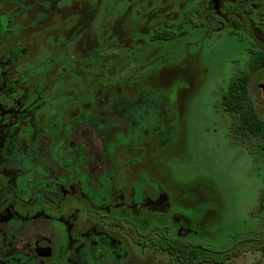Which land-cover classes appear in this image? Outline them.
Masks as SVG:
<instances>
[{
	"label": "rangeland",
	"instance_id": "rangeland-1",
	"mask_svg": "<svg viewBox=\"0 0 264 264\" xmlns=\"http://www.w3.org/2000/svg\"><path fill=\"white\" fill-rule=\"evenodd\" d=\"M8 10L21 12L22 26L5 27ZM162 30L174 35L153 37ZM82 31L88 38L79 45H58L60 37L73 39ZM251 49L264 51V0H0V88L13 89L5 106L21 102L25 91L33 92L28 102L41 98L37 131L33 113L19 120L2 116L0 154L4 161L30 154L34 132L45 130L58 136L49 151L71 173L69 189L60 181L46 183L52 203L65 194L69 211L75 209L66 218L53 217L63 235H56L48 264L65 254L75 264H110L113 257L116 264H174L167 252L140 246L113 220H127L134 234L158 230L212 249L264 240V152L257 139L235 136V118L220 103L231 78L250 72ZM250 74L251 97L264 119V65ZM99 128L104 161L95 178L81 172L91 156L68 154L65 146L74 147L83 133L94 137ZM73 129L80 134L73 137ZM24 179L36 191L31 172ZM79 203L110 222L93 215L75 226ZM26 204L1 218L35 215ZM35 211L49 213L45 206ZM84 232L85 242L76 241ZM34 240L28 249H39ZM244 244L242 254L225 264H264L262 250Z\"/></svg>",
	"mask_w": 264,
	"mask_h": 264
},
{
	"label": "flooded vegetation",
	"instance_id": "flooded-vegetation-1",
	"mask_svg": "<svg viewBox=\"0 0 264 264\" xmlns=\"http://www.w3.org/2000/svg\"><path fill=\"white\" fill-rule=\"evenodd\" d=\"M11 12V14L4 15V23H6L5 27L9 28L13 24H15L17 21L20 22V19L22 17L21 12H17L16 14H13L11 10H8V12ZM7 12V13H8ZM26 12H24L25 14ZM6 14V13H5ZM22 26V24H21ZM16 35V32H14ZM88 38L87 34L83 36V31L79 33L77 36L72 38H64L63 36L59 38L58 45L60 46H73V45H79L81 42H83V38ZM17 39V37H14ZM81 38L79 41L78 39ZM56 45L55 47H57ZM52 47V48H55ZM20 48V51L26 52L24 46L15 47L13 46V49L17 51ZM12 49V50H13ZM11 50V49H10ZM13 52V51H12ZM17 55V54H16ZM15 55V57H16ZM1 59V58H0ZM10 60V59H9ZM12 60V58H11ZM2 60H0L1 62ZM38 72V71H37ZM47 75V73H45ZM44 76V74H43ZM1 86V85H0ZM22 85L20 84L18 86V90H20ZM36 92H39L37 89L34 88ZM25 91V90H24ZM13 92V89L8 88L1 89L0 88V95H2L3 101L0 100V119L1 121L4 119L2 116L8 112L12 114L13 116H16L15 119L19 120L23 117H26L28 114L33 113V117H31L30 123L32 124L33 129L37 131L38 128L34 126L35 121L34 117L39 112L41 102L40 96L33 99V101L28 102L30 99V96L33 95V92L28 93L25 91L23 92V97L20 98L21 102L18 101L15 103V105L12 106H5L6 103L5 98L8 97L10 93ZM3 122V121H2ZM0 122V123H2ZM81 122H79L80 124ZM113 121L110 120L108 122L109 126H112ZM3 125V124H0ZM108 125L103 126V128H106ZM81 128V127H80ZM90 127H88L89 129ZM115 131H118L117 128H114ZM34 132V135L36 136L34 138V148L33 151H30V154H24L20 158L16 156V159L14 157V160L6 159L3 160V154H0V264H28L26 261H21L20 257H24L27 261H31L32 264H48L50 259L54 257L55 254V241H56V235L62 236V228L58 227L60 225L59 221L56 222L53 217H59V218H66L69 214H71L75 209H68L69 203L67 204L66 199H64L65 194H59L61 198L59 199L58 203H52L51 197L54 198V195H52V190H50L49 187L46 186V183L49 180H56L62 182V185L66 188H68V183L71 179V173L68 171V164H62L60 160H57L52 152L49 151L50 144L52 146V143H54L56 138L53 134H48L45 130H41L38 132ZM90 132V131H89ZM80 134V131L73 129L72 136L75 137ZM95 136L88 139V136L84 133L81 135L80 139L76 142L75 146L70 148L69 145L65 146L66 153H72L75 150L78 152L80 150H83L84 153L86 152L89 154L92 158V161L88 162H81L85 166H83L80 170L81 172L88 176H96L102 174V164H103V158L102 154L100 152L99 143L97 140L101 139V129L99 128V132L97 134H94ZM17 140V139H15ZM13 145H17V142H15ZM50 142V144H49ZM41 143V144H40ZM70 143V140H69ZM2 149H0L1 152ZM4 150L8 151L6 147ZM84 159H88V156L83 155ZM101 172H100V171ZM31 172L33 176V180H31L33 183H35L36 191L31 190L34 185L32 184H26L25 182V176ZM67 172V173H66ZM92 173V175L90 174ZM81 176V175H80ZM96 178V177H95ZM22 180H24V184L22 183ZM21 182V184H20ZM45 185H44V184ZM95 183V182H94ZM99 185V187H101ZM69 189V188H68ZM30 191L32 192L31 196V204H26L27 197H30ZM57 195V196H59ZM27 198V199H25ZM53 200V202H54ZM26 204L30 206V208L34 211L33 214L29 218L26 216L23 218V220H15V218L10 219H2L1 214L4 211L10 210V209H18L24 208L22 205ZM42 206H45L48 208V214L45 216L38 214L35 209L41 208ZM78 206L81 208V214L78 217L76 222L77 226L79 223H82L86 221L87 216L91 218L98 217L100 223L101 222H110V219H108L106 216L98 214L97 210L92 209L85 203H79ZM67 208V211H66ZM30 211V209H26V212ZM32 211V212H33ZM96 211V212H95ZM64 215V216H63ZM114 225L125 228L129 232L126 231L127 234H131L132 238L139 244L140 246H147L148 244L141 243L138 239L139 233H135L132 231V228L127 229L125 227V223L128 221H116L113 220ZM130 222H128L129 224ZM98 224V223H97ZM96 224V225H97ZM78 235L75 237L76 241H82L85 242V232L83 235L81 233H77ZM148 235V234H145ZM31 237L36 240L37 247L39 249L33 250L28 249L26 246L30 243ZM13 245L14 247L19 249V251L14 250L11 251L10 248H8V245ZM150 246V245H149ZM114 256V255H113ZM117 257V256H115ZM48 262V263H47ZM116 260L113 257V260L110 261V264H116ZM75 264V260H72L70 255L65 254L64 257L60 262L57 264Z\"/></svg>",
	"mask_w": 264,
	"mask_h": 264
},
{
	"label": "trees",
	"instance_id": "trees-1",
	"mask_svg": "<svg viewBox=\"0 0 264 264\" xmlns=\"http://www.w3.org/2000/svg\"><path fill=\"white\" fill-rule=\"evenodd\" d=\"M172 31L162 30L154 33V38L169 39ZM250 72L260 70L264 65V51L251 49L249 60ZM250 72L236 73L230 80L228 88L222 93L220 100L223 108L234 116L233 133L239 139L255 138L258 146L264 152V119L256 109L250 93ZM118 129V128H117ZM259 209L264 210V188L260 195ZM141 243L158 247L172 256L174 264H225L240 256L244 250L243 245L251 249L262 250L264 253V240L239 241L236 246L228 249H212L202 244H187L173 240L161 234L139 235ZM249 242V244H248Z\"/></svg>",
	"mask_w": 264,
	"mask_h": 264
},
{
	"label": "water",
	"instance_id": "water-1",
	"mask_svg": "<svg viewBox=\"0 0 264 264\" xmlns=\"http://www.w3.org/2000/svg\"><path fill=\"white\" fill-rule=\"evenodd\" d=\"M259 87L261 88L264 95V81L259 84Z\"/></svg>",
	"mask_w": 264,
	"mask_h": 264
}]
</instances>
